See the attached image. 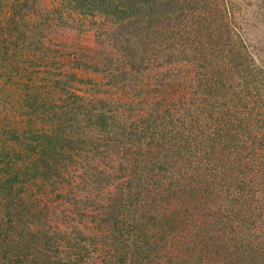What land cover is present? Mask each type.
<instances>
[{
	"label": "trees",
	"instance_id": "trees-1",
	"mask_svg": "<svg viewBox=\"0 0 264 264\" xmlns=\"http://www.w3.org/2000/svg\"><path fill=\"white\" fill-rule=\"evenodd\" d=\"M203 2L0 0V264H264V76Z\"/></svg>",
	"mask_w": 264,
	"mask_h": 264
},
{
	"label": "rangeland",
	"instance_id": "rangeland-1",
	"mask_svg": "<svg viewBox=\"0 0 264 264\" xmlns=\"http://www.w3.org/2000/svg\"><path fill=\"white\" fill-rule=\"evenodd\" d=\"M53 1L56 4L60 2V0ZM48 3H52V0H48ZM203 4L210 11V16L214 24L219 26L218 28L228 26L226 31L231 35L230 44L236 45L237 53L240 51V54L250 55L253 59L252 62L257 66L255 68L259 70L258 75L264 76V0H204ZM97 22L100 23V20L98 19ZM83 26L81 32L80 30H72L66 31V33L78 40L83 46L96 48L98 41H100L97 36V28L89 25V22ZM161 27H163V23L157 22L156 28L160 29ZM239 43L243 48L239 47ZM177 70L180 71L178 77L174 76L170 85H166L162 89L168 92L167 95L162 96L163 99L169 97L172 91H180L182 88L188 87L190 83L195 84L192 81L194 79H189L193 76L191 75L192 69L183 67ZM185 74H189L190 77L182 81L178 79ZM174 220L176 219H173V222ZM178 228H180L179 223H174L173 229L176 231ZM173 235L171 234V237Z\"/></svg>",
	"mask_w": 264,
	"mask_h": 264
}]
</instances>
